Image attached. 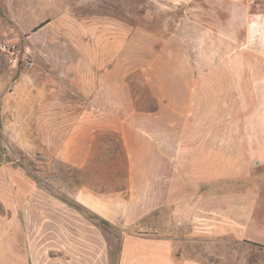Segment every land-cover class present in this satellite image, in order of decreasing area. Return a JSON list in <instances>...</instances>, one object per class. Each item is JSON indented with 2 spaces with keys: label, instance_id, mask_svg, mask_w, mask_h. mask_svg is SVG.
Segmentation results:
<instances>
[{
  "label": "rangeland",
  "instance_id": "rangeland-1",
  "mask_svg": "<svg viewBox=\"0 0 264 264\" xmlns=\"http://www.w3.org/2000/svg\"><path fill=\"white\" fill-rule=\"evenodd\" d=\"M225 16L234 18L231 29ZM1 21L0 37L18 42L34 66L10 63L4 75L0 56V264H29L33 243L76 249L96 240L117 264L125 236L176 230L173 208L188 211L212 174L229 178L218 191L241 190L245 170L210 168L208 150L237 147L230 154L241 162V145L264 135V3L4 0ZM115 64L120 118L137 120L153 152L145 140L127 148L121 133L102 128L98 87ZM162 160L171 162L162 168ZM248 160L256 161L251 153ZM249 171L254 183L245 192L264 210V166ZM176 190L185 200H166ZM60 199L111 225L94 226ZM182 226L189 253L211 264H264V246L201 238L191 222Z\"/></svg>",
  "mask_w": 264,
  "mask_h": 264
},
{
  "label": "crops",
  "instance_id": "crops-1",
  "mask_svg": "<svg viewBox=\"0 0 264 264\" xmlns=\"http://www.w3.org/2000/svg\"><path fill=\"white\" fill-rule=\"evenodd\" d=\"M234 5L232 3L229 7L233 9ZM0 12L3 25L4 0H0ZM233 21L234 18L232 16H225L224 20H222L224 23L222 24L228 30L232 28ZM215 23L218 26L221 24V21L219 23L216 21ZM42 25L45 26V24ZM238 31V33H241L242 28L238 29ZM2 40L3 38L0 37V41ZM118 65H113L106 72L98 87L97 101L103 99L102 108L104 115H102V122L104 124L102 123V128L105 127L121 133L127 148L134 145L137 146L142 140H145L149 143L148 147L150 151L153 152L155 149L154 143L145 139L136 129L137 120L126 123L120 118V114L118 113V107L121 102L120 92L115 95L121 87V77L117 76L119 72ZM9 66V58L4 56V75L9 72ZM99 94H102V97ZM109 99L111 102H108ZM105 106H107L106 110ZM87 115L88 111H83L79 120H82ZM256 137L255 141L251 140V144L249 142L241 145L239 152L243 154V162L235 160L231 155L237 152V147L225 144L219 148L210 146L208 150L210 154L208 158L210 168L216 169L220 163L219 168L229 169L238 167L245 170L241 173L240 179L244 183L241 184L242 188L239 192L218 191L216 183L222 179L229 178L225 171L219 175L217 173L212 174L207 182L209 188L204 192L199 190L192 196V203L187 208L188 211L184 208L180 209V205L173 208L172 219L177 224L175 226L176 230L172 229L173 234H176L174 237L170 236L172 232L169 226H167V233H163L162 235H150L144 238H136L133 235L125 236L122 241L117 264H211L209 257L190 254L187 250V242L189 241L185 239V235L182 233V229L184 228L182 225L187 223V221L192 223V233L194 236L209 239L228 236L236 241L264 246V210L259 209L257 196L254 197V195H249L245 192L248 181L249 185L254 183L252 176H250V168L257 169L264 166V135L261 134ZM158 149L162 153H168L169 151V147H165L164 145H161ZM175 149L179 151V145H176ZM218 153L225 155L218 158L216 155ZM250 153L256 159L253 162L255 165L249 163L248 154ZM170 162L169 160H162V168L168 167ZM149 163L152 164L153 162L149 161L148 165ZM170 181L171 185L172 178ZM183 196L182 191L176 190L173 193L172 191L171 193L167 192L165 197L166 200L175 199L183 201L185 200ZM92 224L96 226L94 222ZM42 244L44 247H36L34 243L29 246V264H109L105 257L104 244L98 240L83 242L76 249H74V246H63L61 243L58 244L56 242H43Z\"/></svg>",
  "mask_w": 264,
  "mask_h": 264
},
{
  "label": "built area",
  "instance_id": "built-area-1",
  "mask_svg": "<svg viewBox=\"0 0 264 264\" xmlns=\"http://www.w3.org/2000/svg\"><path fill=\"white\" fill-rule=\"evenodd\" d=\"M251 2H261L264 0H251ZM0 56H7L13 68H30L34 62L27 50H23L21 45L15 41H0Z\"/></svg>",
  "mask_w": 264,
  "mask_h": 264
},
{
  "label": "trees",
  "instance_id": "trees-1",
  "mask_svg": "<svg viewBox=\"0 0 264 264\" xmlns=\"http://www.w3.org/2000/svg\"><path fill=\"white\" fill-rule=\"evenodd\" d=\"M40 27H43V25L40 26ZM60 200L62 202H64V203H67L70 207L74 208V210L79 212L81 215H83L88 220L94 222V224L96 226H98V227H108V226H110V223L106 219H104V218H102V217H100V216H98L96 214L91 213L86 208H84V207L80 206L79 204H77L75 201L70 200V199L67 200V201H65L66 199H60Z\"/></svg>",
  "mask_w": 264,
  "mask_h": 264
}]
</instances>
